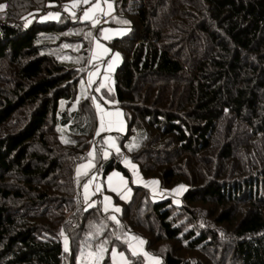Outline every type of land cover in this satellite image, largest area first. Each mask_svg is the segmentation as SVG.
Wrapping results in <instances>:
<instances>
[{"label":"trees","instance_id":"16d2710c","mask_svg":"<svg viewBox=\"0 0 264 264\" xmlns=\"http://www.w3.org/2000/svg\"><path fill=\"white\" fill-rule=\"evenodd\" d=\"M115 3L106 23L129 29L107 41L121 54L113 86L81 95L101 25L63 0H0V264H79L101 244L96 264H113L114 247L144 264L128 233L159 264H264V0ZM91 97L127 118L108 158ZM93 142L94 167L76 175ZM123 157L162 187L186 185L180 202L132 184L120 212L85 207L81 185L129 175Z\"/></svg>","mask_w":264,"mask_h":264},{"label":"crops","instance_id":"0c3cea01","mask_svg":"<svg viewBox=\"0 0 264 264\" xmlns=\"http://www.w3.org/2000/svg\"><path fill=\"white\" fill-rule=\"evenodd\" d=\"M93 2H95V0H93ZM99 2L101 3V6L104 8V10L107 12L108 8H107V3L104 2V0H99ZM109 3H112L113 8L110 12L109 15H105L107 18L110 17L111 15H113L116 11V3L115 0H108ZM73 3V0H63V8L65 10V6H68L69 10H66L69 13L72 12H76L79 7L80 8V13L79 16L80 18L83 15V11L89 7L90 5H83L80 4L79 7L77 8H72L71 5ZM56 12V11H53ZM58 13V12H57ZM100 15H104L103 13H96V19L99 20ZM101 27L98 30V32L96 34L93 35L92 38V43H91V54H90V61L92 62L91 67L87 70L86 75H89L90 73L93 72H98V74L96 76L91 77L92 80V86L93 88L91 89H87L85 87V90L87 91H93L94 93H96V87L98 88L100 86V84H107L109 83L110 87L113 86V72L115 70V68L117 67V65L121 62V54L117 49H113L109 46L108 44V40H105L104 37V33H103V29H108V33L107 35L111 36L112 38L115 37H119L117 35H115L116 32H123L124 34L128 31V27L123 26V25H110L106 23V20H99ZM122 36V35H120ZM111 38V39H112ZM99 40L100 44L103 45L104 47L110 49V51L107 54L103 53L102 49H98L96 47V41ZM115 53H119V61L118 62H113L112 58L115 55ZM96 54L97 58L93 59V55ZM109 63H113V69L111 71L108 70V64ZM89 72V73H88ZM105 76L108 77V79H105ZM84 77V79H85ZM94 81V83H93ZM86 79L83 81V86H86ZM93 93V95H94ZM99 93V92H98ZM101 104V106L104 108V110L106 112H112V113H116L117 111L121 113L120 117H115L113 116L111 119L113 120V126L112 129L110 131H104L101 132V138L100 141L104 144V147L101 150V157L102 158H108L110 156H112L113 152H117L115 150L114 147H111L110 144L108 143V138L111 137L114 142L116 147H118L121 150V147L118 144V139L116 137V134H124L127 130V118L125 116L124 110L118 106L112 105V104H108L109 100L106 98H103V100L101 99H97L96 101ZM94 102V105H95ZM108 102V103H107ZM96 108V107H95ZM97 112V125H96V130H95V134L97 133V131L100 128V113L98 112V110L96 109ZM107 117L105 118V120L107 121ZM123 126V131L118 130L121 126ZM97 143L93 142L90 146V148L88 149V155L90 152L94 151V155L93 156H88L85 160L78 162L75 167H74V173L76 175H78V170L79 172L83 173L84 171H88L89 169H82L81 166L82 165H87L89 163V161L92 162V164H95V150H97ZM105 151H107L108 155L105 157L104 153ZM125 160H128L131 162V164L136 165V170L134 171L131 167H129L128 164L125 163ZM121 162L124 164V166L128 169L129 171V175L124 174L123 172L117 170L116 168H111L108 171H106L105 173H102L101 171L98 172H93L90 177L81 185L80 187V193L79 196L81 198V200L85 201V207H89V205H94L97 202V198H100L101 201L103 202V204L105 205L106 203L109 204V208L111 209H115V208H120L121 209V204L125 201H128L129 199L125 200L121 198V195L127 192V189H131L130 192V197L132 194V184H141L145 187H147L152 195L153 199H159V198H163V197H170L173 201H175L176 203L180 202V197L182 195V193L184 192V190L186 189V185L184 184H179L176 185L174 187L171 188H166V187H162L161 183L159 182L158 185H152V184H147V182L149 181H159V179L155 178V177H149V176H145L141 170L139 165L131 160L128 157H123L121 159ZM114 173H118L120 177H123V179L125 181H127V186L125 187H121L118 183V178H113L111 185L109 184V177H113ZM138 173V175H137ZM93 177H95V179L93 180ZM137 179L141 180L142 182L140 183H136L135 181H137ZM89 181H91V184L89 185V188L87 189V191H85L84 189V185L89 183ZM147 184V186H146ZM183 186V188L181 189L180 186ZM97 187L100 188V191H97ZM114 187H120V191H113L112 189ZM105 197H110V202L105 201ZM132 236H136L139 238H142L141 236H137L133 233H128V244H127V248L128 250L131 252V249L129 248V243L136 245L137 241L132 240L131 237ZM144 240V238H142ZM145 241V240H144ZM140 249H142V254L143 252L148 253L147 256H144V264H155V260L151 259L152 257L156 258V260L160 261V257L153 255L151 253H149L146 248H145V244L139 246ZM115 249L118 253L119 252H123L125 253L124 250H118L117 248H112L110 251V256L112 254V250ZM125 257L128 259L127 254L125 253ZM112 259V256H111ZM117 260H119V257H117ZM113 262V261H112Z\"/></svg>","mask_w":264,"mask_h":264},{"label":"snow or ice","instance_id":"6c2138e0","mask_svg":"<svg viewBox=\"0 0 264 264\" xmlns=\"http://www.w3.org/2000/svg\"><path fill=\"white\" fill-rule=\"evenodd\" d=\"M104 2L107 3V8H108L107 12L101 6V3L99 2V0H95V2H93V0H73V3L71 5V7L72 8H77V7L80 6V4L90 5L89 7H87L83 11V15H82L81 19L84 20V21H91L92 26L95 27L98 23H100V21L98 19H96V13L99 12V13H103L104 15H109L111 10H112V8H113L112 3H109L108 0H104ZM6 7H7V5H0V10H3ZM65 10H69L68 6H65ZM72 16L75 17V13L74 12H72ZM43 19H45V20H47V19H58V14L50 13L49 15L43 17ZM122 22L123 23H129L128 21H122ZM102 31L104 33V37L103 38L105 40H109V39L112 38L111 36L107 35V33L109 31L108 29H103ZM123 34H124L123 32H116L115 33V35H117V36H120V35H123ZM91 35H92L91 32L87 33L86 34V38L91 37ZM64 47H69V45H65ZM96 47L98 49H102L104 54H107L110 51V49H108V48L104 47L103 45H101L99 40L96 41ZM96 58H97V56H96V54H94L93 55V59H96ZM112 61L113 62H118L119 61V53H115V55L112 58ZM112 69H113V63H109L108 64V70L111 71ZM97 74H98V72H93V73L89 74V82L90 83L92 82L91 77L96 76ZM105 79L107 80L108 77L105 76ZM106 87H107V85L102 83V84H100V86L98 88H96V91L100 92V90L102 88H106ZM108 91H111V89L109 88ZM85 98H88V97H85ZM91 99L94 102L96 101L95 97H91ZM95 107L98 110V112L101 114L100 115V128H99V130L96 133V135L99 136L101 132L110 131L112 129L113 120L111 118L113 116L120 117L121 113L118 112V111L116 113L106 112L104 110V108L101 106V104L98 103V102H95ZM106 117L108 118L107 121L105 120ZM118 130L123 131L122 123H121V126H120V128ZM64 142L67 143L68 141L65 140ZM108 143L110 144L111 147H114L117 152L120 151V149L118 147H116L115 142H114V140L111 137L108 138ZM135 147H138V145L133 144V145L129 146V150H132ZM93 155H94V151L89 153V156H93ZM104 155H105V157L108 155L107 151H105ZM125 163L128 164L129 167H131L134 171L136 170V165L131 164L130 161L125 160ZM92 167H94V165L92 164L91 161H89V163L87 165H82L81 166L82 169H90ZM80 174L87 175V171H84L83 173H81L78 170V175H80ZM137 175H138V173H137ZM114 177L118 178V183H119V185L121 187H125L126 188L127 181H125L123 179V177H120L118 173H114L113 177H109V184L110 185H111L112 180H113ZM94 179H95V177H93V180ZM135 182L136 183H140L142 181L137 179V181H135ZM90 184H91V181H89V183L84 185L85 191H87V189L89 188ZM147 184L158 185L159 181L153 180V181L147 182ZM147 184H146V186H147ZM180 188L182 189L183 186L181 185ZM96 190L100 191V188L97 187ZM112 190L119 192L120 191V187H114ZM130 192H131V189H127V192L122 194L121 198L125 199V200L129 199L130 198ZM110 199H111L110 197H105V201L110 202ZM89 207H92V205L90 204ZM108 208H109V204L106 203L105 207H104V211H108ZM114 211L120 212L121 209L117 207V208L114 209ZM110 219L116 220V222L119 223V221L117 220V218L115 216L110 217ZM131 239L137 241L136 245H133V244L129 243V248L131 249V255L133 257H139L141 255V252H142V249H140L139 246L145 244L146 241H144L142 238H139V237H136V236H132ZM104 243H107V241H105ZM65 251H68L67 237H65ZM106 251H107V249H105L104 245L101 244V245H99L98 252H96V253L89 252L88 256L93 257L95 260L99 261V260L103 259V255H104V253ZM82 255H83V253H82ZM143 255L147 256L148 253L143 252ZM111 256H112L113 264H131V262L125 257V253H123V252H119L118 253L115 249H113ZM117 257H119V260H117ZM151 259L155 260V264H159V261L156 260V258L152 257Z\"/></svg>","mask_w":264,"mask_h":264},{"label":"rangeland","instance_id":"374dc122","mask_svg":"<svg viewBox=\"0 0 264 264\" xmlns=\"http://www.w3.org/2000/svg\"><path fill=\"white\" fill-rule=\"evenodd\" d=\"M50 13H52V14H58L57 12H53V11H50V12H47V14H44V17L45 16H47V15H49ZM89 73V72H88ZM85 79H86V88L88 89H91V88H93V86H92V83H90L89 82V75H86V77H85ZM85 79H83V78H81L80 79V82H79V87H80V94L81 95H84V91H83V89H82V87H83V81L85 80ZM93 83H94V81H93ZM108 87H110V85H109V83H107L106 84ZM97 88V87H96ZM129 141V142H128ZM127 142V145H133V144H135V139H134V137H130V139L128 140ZM160 182V181H159ZM177 185H179V184H177ZM176 186V185H175ZM174 187V186H173ZM98 250H99V248H97L96 250H94V251H88V252H86L85 253V255L83 256V257H80V256H78L77 257V262L79 263V264H96V263H98V261L97 260H95L93 257H90V256H88V253L89 252H93V253H96V252H98Z\"/></svg>","mask_w":264,"mask_h":264},{"label":"built area","instance_id":"2783aa9c","mask_svg":"<svg viewBox=\"0 0 264 264\" xmlns=\"http://www.w3.org/2000/svg\"><path fill=\"white\" fill-rule=\"evenodd\" d=\"M107 19V17L105 16V15H100V17H99V20H106Z\"/></svg>","mask_w":264,"mask_h":264}]
</instances>
